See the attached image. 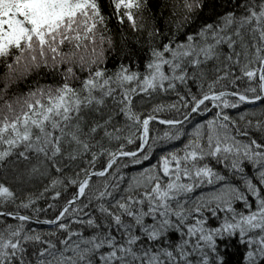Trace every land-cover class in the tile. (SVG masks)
<instances>
[{"label":"snow or ice","instance_id":"6c2138e0","mask_svg":"<svg viewBox=\"0 0 264 264\" xmlns=\"http://www.w3.org/2000/svg\"><path fill=\"white\" fill-rule=\"evenodd\" d=\"M0 0V264H264V0Z\"/></svg>","mask_w":264,"mask_h":264},{"label":"trees","instance_id":"16d2710c","mask_svg":"<svg viewBox=\"0 0 264 264\" xmlns=\"http://www.w3.org/2000/svg\"><path fill=\"white\" fill-rule=\"evenodd\" d=\"M102 6L104 7V10L107 12L109 11L108 7H107V0H101Z\"/></svg>","mask_w":264,"mask_h":264}]
</instances>
